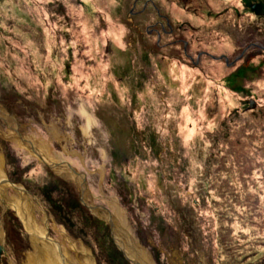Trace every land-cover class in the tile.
I'll list each match as a JSON object with an SVG mask.
<instances>
[{
	"label": "rangeland",
	"instance_id": "374dc122",
	"mask_svg": "<svg viewBox=\"0 0 264 264\" xmlns=\"http://www.w3.org/2000/svg\"><path fill=\"white\" fill-rule=\"evenodd\" d=\"M169 1L0 0L5 175L95 264H136L118 210L153 264H264V0ZM15 129L84 173L89 207ZM16 194L0 193V264L34 250Z\"/></svg>",
	"mask_w": 264,
	"mask_h": 264
},
{
	"label": "bare ground",
	"instance_id": "6f19581e",
	"mask_svg": "<svg viewBox=\"0 0 264 264\" xmlns=\"http://www.w3.org/2000/svg\"><path fill=\"white\" fill-rule=\"evenodd\" d=\"M9 135L15 142H18L19 139L15 138L14 134ZM20 142L26 145L29 149L38 151L30 143L21 140ZM43 145L38 147L40 152L43 154V158L46 161H53L54 159L52 160L49 155L50 153L48 152V147H44ZM4 171L0 154V193L3 194L8 186H12L8 182H3V179L6 177ZM68 176L71 178L73 177L72 174H68ZM17 193L18 194L14 196L7 197L6 202L7 206L13 209L31 238L34 250L28 255L26 264H95V261L92 259L91 252L84 246H78L75 243L72 244L70 240H63L59 242L50 238L48 235L49 224L47 226V220L44 221L43 226L40 225L34 214L33 202L30 201V199L21 190H17ZM107 215L112 218L111 221L114 238L118 245L123 249L126 256L135 261L136 264H153L150 255L139 248V246H137V242L133 240L130 229L125 222V218L122 216V213L118 210L115 215L111 213H107ZM119 219L121 221H118Z\"/></svg>",
	"mask_w": 264,
	"mask_h": 264
},
{
	"label": "water",
	"instance_id": "95a60500",
	"mask_svg": "<svg viewBox=\"0 0 264 264\" xmlns=\"http://www.w3.org/2000/svg\"><path fill=\"white\" fill-rule=\"evenodd\" d=\"M16 129H17V127H16ZM14 134H16V136L17 135L21 136V138H18L21 141H26L27 143H30L33 146H37V147L40 146V145H38L37 141L34 142L35 138L33 136H31V135H26V133H21L18 130H16ZM39 151H40V149H39ZM37 158H38V160L41 163H44L45 165H48L52 170L54 169L56 174L61 175V174L64 173L63 175L65 177L70 178L75 184H77V185L79 184V187H80L79 188V192L81 194V198L79 199V201L81 202V204H84L85 206H88V204L84 200V191L87 189V184H86V181H85L84 173L80 172L79 170H77V168L75 166H73L71 163L67 162L66 160H64V159H62L60 157H58L60 159L57 162V164H53V162L46 161L43 158L42 152H40V154H39V156ZM3 161H4V159H3ZM68 174H72L73 177L71 178L70 176H68ZM3 182L4 183H6V182L10 183L12 185L11 187H12L13 190H15L16 192H17V190H21L31 201L33 199L36 204L40 205L39 199L33 193L29 192L26 188L22 187L20 184H15V183L9 181L7 177H5L3 179ZM93 208H97V207H93ZM103 209L108 211L106 208H103ZM2 247L3 246L0 244V255L2 253L1 252L2 251Z\"/></svg>",
	"mask_w": 264,
	"mask_h": 264
},
{
	"label": "flooded vegetation",
	"instance_id": "af4514ba",
	"mask_svg": "<svg viewBox=\"0 0 264 264\" xmlns=\"http://www.w3.org/2000/svg\"><path fill=\"white\" fill-rule=\"evenodd\" d=\"M164 2L166 3L167 2V7H168V9H170L171 10V8H172V6L171 5H169V0H164ZM256 5H259L258 3H256L254 6H252L251 8L252 9H256L257 10V8H258V6H256ZM135 6V3H134V5H133V7ZM141 10H138V11H135L134 10V8L133 9H130L129 10V13L128 14H135V13H139ZM168 20V19H167ZM167 25L169 26V29L168 30H165L164 28H163V26H161V29H162V31H164V32H171V27H170V23H169V20H168V22H167ZM154 29H151L150 30V32H152ZM156 33H157V37L159 38V36H160V32L159 31H156ZM201 52H204L203 54H205V55H207V56H209V57H211L212 59H220L221 60V58H226L225 57V55L224 54H221V55H214V54H211V53H208V52H206V51H201ZM240 55H242V54H240ZM219 56H222L221 58H218ZM226 63L227 64H229V62H228V59L226 58ZM59 159L60 158H58L57 157V159H56V161L55 160H53V161H51V162H53V164H57V162L59 161ZM42 164H44V163H42ZM45 165V164H44ZM46 166V168L47 169H49L50 171H52L53 172V174L54 175H56L57 177H59V178H62V179H67L68 177H65L63 174H61V175H58V174H56V172H55V170L53 169H51L48 165H45ZM71 180V179H70ZM72 181V180H71ZM73 182V181H72ZM73 184L76 186V184L73 182Z\"/></svg>",
	"mask_w": 264,
	"mask_h": 264
},
{
	"label": "trees",
	"instance_id": "16d2710c",
	"mask_svg": "<svg viewBox=\"0 0 264 264\" xmlns=\"http://www.w3.org/2000/svg\"><path fill=\"white\" fill-rule=\"evenodd\" d=\"M262 12H264V10L262 11ZM6 161V160H5ZM49 172H52V171H50L49 169H47ZM53 173V172H52ZM54 175V174H53ZM54 176H56V175H54ZM57 177V176H56ZM60 180H62V178L60 179ZM65 179H63L61 182H63V183H66L67 184V182H66V180L64 181ZM50 182H53V181H50ZM50 182H45V183H43V184H41V185H38V187H39V189H40V191H42L43 193L44 192H46L47 191V185H48V183H50ZM70 183V182H69ZM71 184H73V183H71ZM74 185V184H73ZM72 185V186H73ZM75 186V185H74ZM50 192V190L48 191V193Z\"/></svg>",
	"mask_w": 264,
	"mask_h": 264
}]
</instances>
